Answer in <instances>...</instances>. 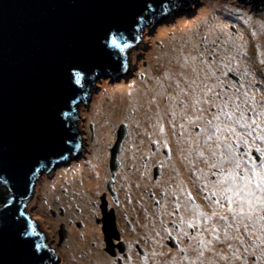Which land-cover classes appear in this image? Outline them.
<instances>
[{"label": "water", "instance_id": "water-1", "mask_svg": "<svg viewBox=\"0 0 264 264\" xmlns=\"http://www.w3.org/2000/svg\"><path fill=\"white\" fill-rule=\"evenodd\" d=\"M193 2L0 0V181L9 187L0 207V264L49 259L23 205L40 172L78 152L79 128L71 123L89 87L120 76L129 63L128 47L109 46L112 34L130 45L155 17ZM74 71L83 73L79 83Z\"/></svg>", "mask_w": 264, "mask_h": 264}, {"label": "flooded vegetation", "instance_id": "flooded-vegetation-1", "mask_svg": "<svg viewBox=\"0 0 264 264\" xmlns=\"http://www.w3.org/2000/svg\"><path fill=\"white\" fill-rule=\"evenodd\" d=\"M140 79L144 81L145 77L142 75ZM166 98L150 100L152 111L165 106L166 114L151 112L146 122L148 127H143L140 137H132L138 126L130 128L126 121L111 129V141L104 146L106 154L102 158H76L83 143L94 145L97 141L99 144L101 138L100 129L97 131L91 123L85 126V119L80 118L76 110L71 124L75 128L80 120L78 152L74 158L60 159L50 168L56 171V178L63 177V180L54 181L50 191L52 196L49 191L42 190V194H47L45 198L41 191H35L38 178L43 172L50 171L43 170L36 176L31 196L23 205L33 232L49 254L46 264H182L186 262L184 256L195 259L196 242L180 234L183 222L179 216L171 215L176 198L179 197L182 205L186 203L183 189L191 193L201 210L211 213L213 209L211 200L205 199L206 193L201 188L206 179H197L189 166V161L195 157L182 154L187 148L179 136V124L183 121L176 120L174 133L169 123L172 117L164 103ZM205 116L211 119L210 115ZM160 117H163L164 134L156 126ZM200 127H205L203 121ZM189 134L193 138L196 136L191 125L187 126L185 139ZM115 142H118L116 147ZM112 149L117 150V158H111ZM253 155H256L255 151ZM196 167L208 172L203 160L196 161ZM37 196L49 223L40 222L33 210L27 212ZM180 211L185 220L191 216V212L183 207ZM50 221L51 227L44 228L42 223L49 225ZM165 229H171V233ZM184 231L191 233L194 230L184 227ZM209 254L205 253V256ZM258 258L255 264H264V258ZM247 259L253 264L254 257L249 255Z\"/></svg>", "mask_w": 264, "mask_h": 264}, {"label": "snow or ice", "instance_id": "snow-or-ice-1", "mask_svg": "<svg viewBox=\"0 0 264 264\" xmlns=\"http://www.w3.org/2000/svg\"><path fill=\"white\" fill-rule=\"evenodd\" d=\"M122 40V35L112 34L108 44L121 51L131 46L127 42L121 46ZM219 47L215 40L209 42L205 38L200 45L202 50L185 56L181 65L184 71L173 81L178 91L164 100L174 133L176 120L183 121L179 124L180 140L187 145L189 155L195 157L189 161L194 175L197 179H206L201 188L206 193L205 199L211 200L213 210L211 213L201 210L191 193L182 189L186 203L182 205L177 197L171 215L179 216L183 222L180 234L196 242L195 259L183 257L189 264H204L205 253L212 256L209 264H216L217 260L225 264H249V255L254 257L255 264L259 259L256 249L264 256V99H257L264 80L254 84L247 69L241 71L238 65L232 64L236 57L221 55ZM260 63L264 64V60ZM73 75L77 83L83 77L81 72L74 71ZM246 77L249 78L247 86ZM205 113L211 119H206ZM201 121L205 124L203 128ZM189 125L195 128L196 136L189 134L185 139ZM156 126L161 134L165 133L163 117L157 120ZM200 159L207 164L208 172L196 167ZM182 207L191 212L187 220L180 211ZM184 227L194 231H184ZM165 231L171 233V229ZM23 235L27 237L28 233ZM220 244L227 254L217 251Z\"/></svg>", "mask_w": 264, "mask_h": 264}, {"label": "rangeland", "instance_id": "rangeland-1", "mask_svg": "<svg viewBox=\"0 0 264 264\" xmlns=\"http://www.w3.org/2000/svg\"><path fill=\"white\" fill-rule=\"evenodd\" d=\"M203 17H208L209 24L214 25L218 21L220 25H217V29L214 26L213 33H209L208 25L195 28L199 30V34L194 35L196 41L192 43V46L195 47L192 49L193 55L198 50H202L200 45L205 38L209 42L215 40L220 46V54L235 56L236 59L232 61V64L238 65L241 71L247 69L252 74L251 79L254 84L264 80V64L260 63L261 60H264V4L257 7L249 0H194L193 5L186 8L177 4L155 17L151 26H147V31H142V39L130 44L131 46L128 47L129 63L123 74L99 83L93 82L89 87L87 99L78 104V109L83 111L79 115H81L80 118L85 119V126H89L91 123L95 125V128L97 127V131L100 129L101 138L99 144L97 141L94 145L85 142V148L78 152L76 158L80 156V158H102V155L106 154L103 151L104 146L111 141L110 133L118 126L119 122H128L130 128L133 125L138 126L132 134V137L136 138L140 137L144 126L148 127L146 122L152 115L151 112L162 116L166 114L165 106H160L159 109L157 107L155 111H152V101L150 100L156 98L163 100L166 96L176 94L173 81L181 71H184L181 65L184 63L185 55H172L167 52V50L174 49L175 42H170V40L172 41L175 36H180L179 33L182 32V29L201 24ZM207 28L208 30H206ZM188 71L190 72V70ZM142 75L145 77L144 81L140 79ZM169 77L172 79L170 80ZM224 79L227 81L228 78L224 77ZM248 80L249 78L246 77V86ZM116 88L117 90H115ZM119 90L121 93H125L127 98L121 105V112L118 114L115 106L121 102L118 98L116 99L115 93H118ZM89 95H91L90 100L88 99ZM257 99H264V88H261L257 93ZM175 110L180 111V108ZM120 114H122L121 117H118ZM205 114L207 115V113ZM118 118L119 121H117ZM79 122L80 120L77 122L78 128L80 127ZM213 122L215 123V121ZM97 146L100 147L97 148ZM182 154L189 156L188 148L184 149ZM202 160H198V163ZM55 173V170H50L49 173L40 174L35 191H41L42 194V190H47L52 196L50 191L54 181L63 180V177L56 178ZM8 191L9 187L0 181V207L4 201L8 200ZM42 195L47 198V194ZM29 206L27 211L33 210L32 212H36L40 222L47 221L49 223L44 216L45 208L41 200L38 202V196L36 201ZM50 223L49 225L42 223V225L44 228H50L52 222L50 221ZM48 232L51 230L48 229ZM50 235L52 234L50 233ZM221 250L227 254L224 245H217V251ZM256 250L259 252L256 253L259 254L258 257L264 258L261 256V250ZM205 257L204 264H209L208 258L212 259L211 254ZM216 262L225 264L224 261L217 260ZM182 264H189V262L186 261Z\"/></svg>", "mask_w": 264, "mask_h": 264}, {"label": "bare ground", "instance_id": "bare-ground-1", "mask_svg": "<svg viewBox=\"0 0 264 264\" xmlns=\"http://www.w3.org/2000/svg\"><path fill=\"white\" fill-rule=\"evenodd\" d=\"M209 22L210 20L208 19V17H203V19L201 20V24L195 27L189 26L186 27L185 29H182L181 30L182 32L179 33L180 36H175L172 41L170 40V42H175V44H173L174 49L167 50V52L168 53L170 52L172 55H185V56H188L189 54H194V52H192V49H194L195 47L192 46V43L196 41L194 35L199 34V30H196L195 28L208 25V28L210 29V32L209 31L208 32L213 33L212 29L214 28V26L217 29V25H220V22L218 21H216L214 25L209 24ZM208 28L206 30H208ZM115 90H117V88ZM115 95H116V99L118 98L119 101L121 102L120 104L115 106V110L119 114L121 112V105L124 103L125 99L127 98V95L125 93H121V90H119L118 93L116 92ZM121 115L122 114H120V116Z\"/></svg>", "mask_w": 264, "mask_h": 264}]
</instances>
